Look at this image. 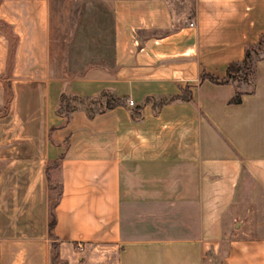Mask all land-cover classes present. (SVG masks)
<instances>
[{"label":"crops","instance_id":"0c3cea01","mask_svg":"<svg viewBox=\"0 0 264 264\" xmlns=\"http://www.w3.org/2000/svg\"><path fill=\"white\" fill-rule=\"evenodd\" d=\"M53 1L0 0V264H264V56L239 102L214 79L264 0H103L107 39L59 60Z\"/></svg>","mask_w":264,"mask_h":264},{"label":"rangeland","instance_id":"374dc122","mask_svg":"<svg viewBox=\"0 0 264 264\" xmlns=\"http://www.w3.org/2000/svg\"><path fill=\"white\" fill-rule=\"evenodd\" d=\"M107 8L103 0H54L51 28L52 56L57 60L63 54L65 57L66 47L73 40L76 29L78 38L84 41L82 44L89 54H94V50L99 47L98 43L101 42L99 40L107 39L109 36ZM248 184V189L244 191L245 198L259 197L257 187ZM261 201L262 204L259 205L246 204L245 214L242 216V221L248 224L251 232L264 233V201L263 199ZM247 206L250 207L248 211Z\"/></svg>","mask_w":264,"mask_h":264},{"label":"trees","instance_id":"16d2710c","mask_svg":"<svg viewBox=\"0 0 264 264\" xmlns=\"http://www.w3.org/2000/svg\"><path fill=\"white\" fill-rule=\"evenodd\" d=\"M264 56V35H262L259 41L254 44L246 47L244 58L239 62H231L227 67L226 75L223 78H214L218 82H227L233 81L235 82L237 89L234 95L231 97V102H239L241 100L242 91L240 89V85L242 83L251 84L254 74H255V62L259 57ZM67 98L65 95H62V101ZM77 98V97H73ZM119 99H108L106 101V107L112 106L114 103L118 102ZM93 110H89V114H92ZM55 222L53 210L51 212L50 220H49V229L51 230ZM53 247V256L52 263L53 264H64L61 260L58 259L57 256V245L56 242L52 243ZM59 262H56V261ZM61 261V262H60Z\"/></svg>","mask_w":264,"mask_h":264},{"label":"built area","instance_id":"2783aa9c","mask_svg":"<svg viewBox=\"0 0 264 264\" xmlns=\"http://www.w3.org/2000/svg\"><path fill=\"white\" fill-rule=\"evenodd\" d=\"M189 24L192 25L193 22L190 21ZM129 103L132 104V103H133V100L130 99V100H129ZM76 246H77L78 248H80L82 245H81V243L78 242Z\"/></svg>","mask_w":264,"mask_h":264}]
</instances>
